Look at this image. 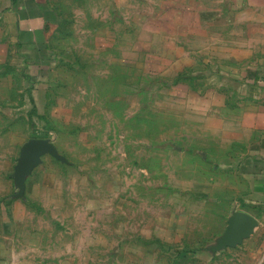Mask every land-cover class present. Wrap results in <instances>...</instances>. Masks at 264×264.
I'll use <instances>...</instances> for the list:
<instances>
[{"label": "rangeland", "instance_id": "1", "mask_svg": "<svg viewBox=\"0 0 264 264\" xmlns=\"http://www.w3.org/2000/svg\"><path fill=\"white\" fill-rule=\"evenodd\" d=\"M8 2L0 255L12 264H177L209 251L244 190L237 168L252 136L264 134L251 127L264 109L263 69L228 59L227 21L165 15L164 0H48L56 20L48 62L38 64L3 33ZM32 137L50 138L67 162L44 155L14 197L12 174Z\"/></svg>", "mask_w": 264, "mask_h": 264}, {"label": "crops", "instance_id": "2", "mask_svg": "<svg viewBox=\"0 0 264 264\" xmlns=\"http://www.w3.org/2000/svg\"><path fill=\"white\" fill-rule=\"evenodd\" d=\"M3 33L10 37L17 52L35 63H47L50 56L48 37L56 20L48 0H8ZM163 13H189L197 19L227 21L229 37L228 59L243 60L251 69H263L264 82V0H164ZM173 7L167 10V7ZM259 52L252 62V54ZM254 132H264V109L259 110L258 121L253 119ZM250 154L243 159L237 172L244 181V190L234 200L235 210L246 211L258 219L255 231L235 246H219L217 241L207 250L195 251L177 264H264V134L253 135ZM261 213V214H260ZM252 240L253 245L248 246ZM264 247V246H263ZM241 250L240 252L238 250ZM247 250V251H246ZM0 264H12L0 255Z\"/></svg>", "mask_w": 264, "mask_h": 264}, {"label": "water", "instance_id": "3", "mask_svg": "<svg viewBox=\"0 0 264 264\" xmlns=\"http://www.w3.org/2000/svg\"><path fill=\"white\" fill-rule=\"evenodd\" d=\"M46 154L67 162V158L59 152L50 138L32 137L24 142L12 174L18 187L14 197H24L27 177L42 162ZM257 224L258 219L252 214L241 210L234 211L228 219L225 232L218 240L219 246H235L241 243L255 231Z\"/></svg>", "mask_w": 264, "mask_h": 264}]
</instances>
